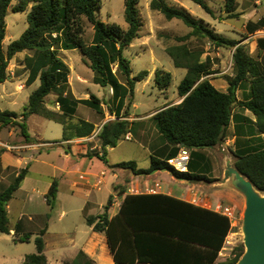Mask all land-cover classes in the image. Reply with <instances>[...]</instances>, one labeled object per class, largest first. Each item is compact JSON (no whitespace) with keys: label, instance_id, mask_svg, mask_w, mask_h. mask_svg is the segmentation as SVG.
<instances>
[{"label":"trees","instance_id":"trees-1","mask_svg":"<svg viewBox=\"0 0 264 264\" xmlns=\"http://www.w3.org/2000/svg\"><path fill=\"white\" fill-rule=\"evenodd\" d=\"M190 1L212 15L204 0ZM14 2L16 4L13 6ZM124 3L125 22L128 26L126 30L117 24H107L98 19L97 13L102 0H0V86L9 77V63L17 54L26 51L31 52V56L24 60L29 71L26 85L30 86L37 80L40 83L29 96L28 105L20 116L15 112L0 110V128L17 126L25 141L31 142L25 122L36 115L62 124L63 142L87 138L94 133L95 126L92 123L84 120L76 123L71 121L78 105L89 106L102 114V103L94 95L87 100H76L67 93L70 70L60 59L59 50H79L86 58V65L95 75L94 83L112 89L113 96L120 102L119 112L129 107L130 101L127 97H134L136 85L146 81L149 72L141 71L131 77L130 61L123 55V51L139 38L143 27L139 11L140 0H124ZM236 5L237 0H224L228 18L236 16ZM9 9L14 13L27 14V28L17 40L10 43L4 53L3 42L6 38V17ZM150 9L159 12L167 20H179L191 29L188 35L176 39L180 43L194 37L197 40L208 39L217 47L234 48L239 45V42L215 34L204 21L196 20L186 10L169 6L166 0H152ZM81 18H86L93 26L94 36L90 44L83 38L84 29L79 23ZM58 46L60 49L56 48ZM166 52L176 68L187 70L177 87V94L184 98L183 101L161 109L152 117L159 134L172 150L164 160L151 157V166L146 170L137 169L134 162L121 163L114 168L130 170L136 176L168 171L177 180L212 183L213 180L191 171L189 165L186 173L176 171L168 164V160L175 158L181 149L194 151L219 145L224 140L235 105H240L254 115L257 129L264 135V71L243 47L238 46L233 55L236 74L228 83V91L224 93L208 79H204L210 72L207 64L201 61L203 50H192L187 44H181L168 48ZM115 65L125 79L124 85L113 73ZM249 75H252L251 98L240 102L236 98V91ZM172 80L170 73L162 70L155 72L154 82L161 90H167ZM53 93L57 94L56 105L60 108L59 112L46 106V98ZM123 115L125 116L121 118L128 117L126 111ZM19 117L23 122H18ZM128 133L130 129L127 121L106 123L98 134L102 156L90 151L86 156L105 160L108 149L116 148L118 142ZM5 151L0 149V154ZM234 168L258 191L264 193V150L248 154L236 153ZM28 173V167L19 171L14 181L0 192V235L11 234L7 207ZM57 192L58 185L54 181L45 196L50 207L54 206ZM112 200V197L108 200L102 214L89 217L87 225L95 232L106 234L115 264H161L157 259L161 255L167 256L178 247L194 248L192 246L201 248L199 251H203L206 257L204 264H216L231 229L230 221L225 216L163 194L128 195L118 215L109 219L108 210ZM45 233L46 230H42L36 236V253L26 256L23 264H49L44 254ZM31 238V234H24L15 241L25 243ZM128 243L135 250L132 260L123 258L121 252ZM146 245L150 248L146 249ZM243 253L244 246L239 245L225 262L218 264H237ZM208 255L211 257L209 260ZM65 264L95 262L80 252L74 260Z\"/></svg>","mask_w":264,"mask_h":264},{"label":"rangeland","instance_id":"rangeland-1","mask_svg":"<svg viewBox=\"0 0 264 264\" xmlns=\"http://www.w3.org/2000/svg\"><path fill=\"white\" fill-rule=\"evenodd\" d=\"M151 1L152 0H140L139 11L143 27L140 31L139 38L123 51L124 57L130 61V68L132 71L131 77H135L141 71H148L151 77L149 81L147 79L148 82L146 84L145 82L137 84L133 98L127 97L130 101V105L126 110L122 109L119 112L120 104L118 105V101L113 96V91L109 86L102 87L92 81L94 73L89 68H86L84 64L86 58L79 50H63L62 52H58L59 57L71 69V81L67 93L79 99H89L90 95H94L101 99L103 103L109 104L110 106V108H107L106 105H104L102 114L96 113V111L89 106L81 105L78 108L77 116L74 117L71 122L76 123L78 118L88 119L95 123L97 122L99 125L94 133L87 138L63 142V125L36 115L31 116V118L29 117L30 119L28 118L25 122L27 124L28 133L31 136V142L25 141L22 137L20 128L17 126L6 127L0 130V145H8L4 147V149L15 155L18 154L23 156L25 148L21 147V145H37L35 148H39L37 153L34 152L37 150L30 152L35 153V155H33L34 161L27 160V163L30 164V168L29 175L26 177L28 181L23 188V192H19V194L15 196L16 198L9 203L8 220L11 228L15 227L20 216H26L25 220H27L29 216H34L35 223L30 224V227L45 226L47 224L49 228H54L59 224L66 223L70 225L72 223H82L81 216L74 211V207L65 205V202L70 198L67 194L61 197L60 203L56 201L53 207H48L43 196L40 194L32 195L33 188L41 191V187H44L54 175L53 167L57 164L59 159L56 155L57 152H51L53 149L51 146L101 145L98 134L103 125L113 121H127L129 129L136 131L137 135L131 136L127 134L123 137L118 142V144L121 143L119 148L114 150L111 154V160L119 161L121 159L132 158L137 160L140 164L145 165V153L136 141L142 144L148 141L154 145L160 144V140L157 138L159 134L154 130L153 124L151 123L152 118L150 117L167 106L176 105L174 100L178 96L177 87L182 80L183 71L176 69L174 66L173 60L166 52L168 48L187 44L192 50H203L201 61L207 64V69L210 72L204 79H208L210 82L214 81L213 83L218 87L226 85L235 77L236 68L233 62V55L238 46L243 47L245 52L254 61L258 62L257 53H259V49L256 50V53L251 55L250 51L252 45L246 44L247 42H245V40L246 37H248L250 33L255 32V30H264V0H237L236 16L233 18H228V14L225 11L224 0H204L212 11V15L206 13L200 6L190 0H166L169 6L184 9L196 20L204 21V24L220 37L239 42V45L234 48L217 47L208 39L197 40L194 37L184 43L178 42L176 39L188 35L191 29L179 20H167L159 12L152 11L150 9ZM15 4L16 2L13 3V6ZM124 10V0H102L97 17L104 23L117 24L123 30H126L128 26L125 22ZM79 23L84 29L83 38L85 42L90 44L94 36L93 26L86 18H81ZM6 24L7 33L3 42L4 53H6L10 43L17 40L26 30L27 14L14 13L9 9L6 17ZM53 37H56V35ZM255 40L256 39L252 41ZM56 48L60 49V46ZM28 55L29 54L26 53L18 54L17 57H14L9 63L7 69L8 75L12 77V74L15 73V76H13V79H9L8 77L5 83L7 94H10L7 99H2L3 97H1V95H3L4 89L0 87V110L2 111L15 112L20 116L23 108L28 105L29 96L34 89L27 88L22 90V88H25L26 82L23 83L22 81H24V78L19 79V77L25 70H18L17 68L23 65ZM159 70L172 75L173 80L167 90H161L155 85V72ZM113 73L122 83H125V79L122 77L116 65L113 66ZM77 74L84 78L86 82L76 78ZM217 79L219 80L215 81ZM251 80L252 75H249L245 81L251 83ZM39 84L40 83L37 82L35 87H38ZM56 99L57 94L53 93L49 95L46 98V106L50 110L59 112L60 110H58L59 108L56 105ZM126 102L127 99L125 104ZM135 106H137V108ZM112 110H117L118 112L112 114ZM124 111L128 113L127 118H121L125 116L123 115ZM18 122H23L22 118L19 117ZM230 137L231 135L227 128L224 140L219 145L209 149L194 151L185 150H187L189 154L188 165H190L191 161L195 164L199 159L214 161L216 174L219 177L216 183H220L217 185L220 187V190L231 193V199L226 202L227 205L225 206L232 208L239 219L229 239L230 242L232 244L234 243L235 247H237L239 245L244 246L242 221L246 208V201L243 193L235 186L234 179L227 172L229 167H234L236 153L235 150H233L236 145H230L228 143ZM128 140L135 142H124ZM95 152L103 154L100 150ZM48 153L50 154L48 155ZM26 166L27 165H23V167L18 168V170L12 168V170L6 171L3 174L5 180H2L0 183V192L11 184L14 178L13 173L21 171ZM204 177L206 179L210 178L207 174H205ZM174 180L177 183H183L182 181ZM36 184L43 186H37ZM261 194L264 195V193ZM101 195L102 200L104 202L107 201V190L105 188L102 190ZM70 199L73 200L75 198ZM78 201H80L79 198ZM62 211L67 212V215L63 220H60ZM20 237L21 236L14 237L13 234L0 235V264H23L26 256L36 253L35 240L25 243L16 242L15 240Z\"/></svg>","mask_w":264,"mask_h":264},{"label":"crops","instance_id":"crops-1","mask_svg":"<svg viewBox=\"0 0 264 264\" xmlns=\"http://www.w3.org/2000/svg\"><path fill=\"white\" fill-rule=\"evenodd\" d=\"M254 39H256L258 42L256 40L252 41ZM245 42H247L246 44L252 45L250 51L251 55L256 53V50L259 49V53H257L258 62L260 63L261 68L264 70V30L258 29L255 30V32L250 33L249 36L246 37ZM62 51L63 50H59L58 52ZM23 53L29 54L28 56H31L29 51ZM17 55L15 57H17ZM84 64L86 65L85 62ZM17 68L18 70H25V72L22 73L19 79L24 78V81L22 82H26L29 77V71L26 69L25 63H23V65L18 66ZM86 68L89 67L86 65ZM176 69L183 71V79L186 75L187 70L183 68ZM69 70L71 72L70 68ZM19 73L21 74L20 71ZM13 76H15V73L12 74V77L9 75V79H13ZM150 77L151 74H149L148 81ZM76 78L86 82V80L78 74ZM94 78L95 75L92 78L93 82ZM218 80L219 79L215 81ZM70 81L71 74L69 73V85ZM148 81H144L145 84ZM37 82H39V80H37L30 86L26 85L25 88H22V90H25L27 88L34 89L32 91L33 93L39 87H35ZM213 82L214 81H212L211 83L219 91L224 93L228 91V83L226 85H221L218 87ZM5 83L0 86L4 89L2 93L3 95H1V97H3L2 99H7V97L10 95L7 94V88L5 87ZM236 98L240 102L248 101L251 98V83L246 81L242 82L237 89ZM74 99L87 100L79 99L75 96ZM183 99L184 98H180L179 96H177V98H175L174 100L175 104H180ZM99 100L102 103L101 111L103 113V106L106 105L107 108H110V106L109 104L103 103L101 99ZM119 104L120 102L118 101V105ZM80 106L81 105H78L77 110ZM135 107L137 108V106ZM58 110H60V108ZM232 111L233 112L228 127V132L231 137L229 138L228 143L230 145H236L233 150H235L237 154L255 153L264 150V135L258 131L254 115L249 110L241 107L240 105H235ZM115 112L117 113L118 111L115 110L112 112V114H115ZM76 116L77 111L74 117ZM153 116H151L150 118H152ZM77 120H84L90 122L95 126V129H97L99 125L97 122H91L88 119L85 120L82 118H78ZM151 123L153 124L154 130L159 134L156 122L152 119ZM3 128L6 127H2L0 128V130H2ZM128 134H130L131 136H135L137 135V132L134 130H130V133ZM157 138L158 140H160V144L157 145H154L149 141L145 144L138 143L136 141V143L145 153V165L140 164L139 162H137V160H134L132 158L121 159L119 161L111 160V154L114 152V150L119 148V145L121 143H119L116 148L108 149L105 160H101L97 157L89 158L86 156L88 151L92 153H95V151L99 150L101 151V145L51 146L53 148L51 152H57L56 155L59 159L57 164H55L53 167L54 175L52 176L50 181L45 184L44 187H41V191L33 188L32 195L40 194L41 196H43L44 201L47 204L45 196L48 193L52 183L56 181L58 185L56 201L60 203L61 197L66 194L70 198H75L73 200L69 198V200L65 202V205L74 207V211L80 214L82 223H72L70 225H67L66 223L59 224L57 227L54 228H49V225L47 226V224L45 226L43 225L30 227V224L35 223L34 216H29L27 220H25L26 216H20V218H18V221L16 222L15 227H10V235L13 234V236L16 237L23 236L24 234H31V242L35 240L36 236L42 230H46V233L43 237L45 243L44 254L47 257L49 264H64L67 262H71L80 252L86 254L91 260L95 262V264H115L113 255L111 254V251L108 246L106 234L104 232H95L92 227L87 225V219L89 217L97 216L103 213V209L111 197L113 198V200L108 210L109 219H112L116 215H118L126 196L141 194H163L221 214L217 209L219 206L227 205L226 202L231 199V193L220 190V187L216 184V180L219 179V177L216 174L215 163L212 160L199 159L195 164L191 161L189 165L191 167L189 169L194 173L202 176L207 174L210 177L209 179L213 180L212 183L188 182L183 180H179L183 183H177L174 180L175 178L168 171H158L148 176H136L133 175L130 170L114 168V166L119 165L121 163L134 162L136 164L137 169L146 170L151 166V157H156L161 160L166 159L172 149L160 134L157 136ZM124 142L135 141L128 140ZM6 146L8 145H0V149H4V147ZM35 146L37 145H21V147L25 148L23 156H20L18 154L15 155L7 150L3 154H0V183L2 182V180H5L3 174L8 170H12V168L18 170V168L23 167V165H27L26 167L30 168V164L27 163V160L34 161V152L37 153L39 149H36ZM32 151L34 152L30 153ZM49 154L50 153H48V155ZM99 155L102 156V153H99ZM17 173H13V181L17 176ZM27 181L28 178H25L20 189L15 192L13 199L16 198L15 196H17L19 192H23V188L25 187ZM36 185L43 186L38 184ZM104 188L107 190V201L105 202L102 200L101 195L102 190ZM78 198L80 199V201H78ZM13 199L11 201H13ZM47 206L49 207L48 204ZM8 208L9 204L7 207V212L9 211ZM66 215L67 212L62 211L60 220H63ZM132 246L133 245L128 243L127 246L121 249L123 258H129L128 260L134 259L135 250ZM192 247H194L195 249L188 247H182L183 249H179L181 247H178V249H174V252L170 253L169 255H161V257L157 259L161 261V264H204L206 262V257L203 255V251H199V249L201 248H199L198 246ZM234 247V243L232 244L227 242L226 238L224 246L219 252L215 263L218 264L221 262H225L231 256ZM145 248L148 249L150 248V246L146 245ZM207 258L209 260L211 257H209L208 255Z\"/></svg>","mask_w":264,"mask_h":264},{"label":"water","instance_id":"water-1","mask_svg":"<svg viewBox=\"0 0 264 264\" xmlns=\"http://www.w3.org/2000/svg\"><path fill=\"white\" fill-rule=\"evenodd\" d=\"M227 172L246 201L242 221L245 252L237 264H264V195L234 167H229Z\"/></svg>","mask_w":264,"mask_h":264},{"label":"built area","instance_id":"built-area-1","mask_svg":"<svg viewBox=\"0 0 264 264\" xmlns=\"http://www.w3.org/2000/svg\"><path fill=\"white\" fill-rule=\"evenodd\" d=\"M188 162L189 154L185 149H182L176 158L168 160V164L171 167L182 173L188 172ZM217 210L230 221L231 229L227 236V242L231 243L229 239L232 236V230L236 227V222L239 221V219L235 215L233 209L228 206H219Z\"/></svg>","mask_w":264,"mask_h":264}]
</instances>
